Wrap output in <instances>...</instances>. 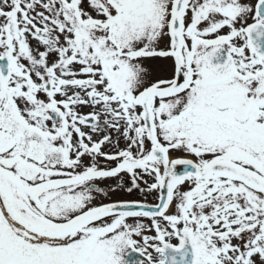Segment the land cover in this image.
<instances>
[{
	"label": "snow or ice",
	"instance_id": "6c2138e0",
	"mask_svg": "<svg viewBox=\"0 0 264 264\" xmlns=\"http://www.w3.org/2000/svg\"><path fill=\"white\" fill-rule=\"evenodd\" d=\"M0 264H264V0H0Z\"/></svg>",
	"mask_w": 264,
	"mask_h": 264
}]
</instances>
